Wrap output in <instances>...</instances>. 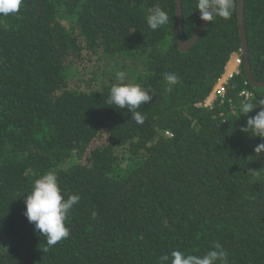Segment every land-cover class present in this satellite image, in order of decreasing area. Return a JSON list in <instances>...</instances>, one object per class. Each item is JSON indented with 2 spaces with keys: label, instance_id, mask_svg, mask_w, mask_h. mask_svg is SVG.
<instances>
[{
  "label": "trees",
  "instance_id": "1",
  "mask_svg": "<svg viewBox=\"0 0 264 264\" xmlns=\"http://www.w3.org/2000/svg\"><path fill=\"white\" fill-rule=\"evenodd\" d=\"M157 4L169 23L153 31ZM182 6L187 41L202 20L196 0ZM244 25L252 75L264 81V0H244ZM235 55L242 64L220 98L213 89ZM121 70L154 92L138 109L143 125L107 103ZM166 72L180 77L170 93ZM261 98L245 73L237 4L182 52L175 0H23L0 16V264H160L215 243L229 264H264V139L240 130L260 109L239 116ZM49 170L80 196L69 237L50 248L23 214Z\"/></svg>",
  "mask_w": 264,
  "mask_h": 264
},
{
  "label": "clouds",
  "instance_id": "2",
  "mask_svg": "<svg viewBox=\"0 0 264 264\" xmlns=\"http://www.w3.org/2000/svg\"><path fill=\"white\" fill-rule=\"evenodd\" d=\"M23 0H0V16H9L20 11ZM237 0H196V10L202 21L214 22L217 17L227 21L236 9ZM169 23L168 13L159 5H155L147 16L148 27L155 31ZM183 41V43L188 44ZM127 81V82H126ZM166 91L172 92L173 87L180 83V77L173 72L164 73ZM154 92L134 80H127L125 71H116L115 83L110 88L107 99L109 105L115 108L127 109L131 119L138 125H143L146 114L138 111L142 104L152 100ZM260 110L255 116L247 119L246 125L240 130L264 139V98L259 103L243 102L239 108V116L254 109ZM255 152H264V143L257 145ZM80 196L62 191L58 174L49 170L35 179L31 191L26 195L24 216L34 228L45 238L47 246H55L70 235L67 220L71 210L78 205ZM48 249L45 248L44 251ZM160 264H229L228 253L219 243L206 251L202 256L186 254L181 250H172L170 254L159 257Z\"/></svg>",
  "mask_w": 264,
  "mask_h": 264
},
{
  "label": "water",
  "instance_id": "3",
  "mask_svg": "<svg viewBox=\"0 0 264 264\" xmlns=\"http://www.w3.org/2000/svg\"><path fill=\"white\" fill-rule=\"evenodd\" d=\"M175 1H176V32H177L178 49L182 52H185L197 41V39L200 37V35L205 30L209 21H202L197 31L189 39L190 42L188 44L183 43L184 40L182 38V33H183L182 0H175ZM237 16H238L240 38H241V54L244 57L245 73L247 74V78L250 84L254 88H264V81H258L254 79L252 75V69L250 66V62H249V52H248L245 25H244V0H237Z\"/></svg>",
  "mask_w": 264,
  "mask_h": 264
},
{
  "label": "built area",
  "instance_id": "4",
  "mask_svg": "<svg viewBox=\"0 0 264 264\" xmlns=\"http://www.w3.org/2000/svg\"><path fill=\"white\" fill-rule=\"evenodd\" d=\"M233 65H234V69H231V70H228L227 69V72H226V76L224 77L223 80H219L218 83H216V89L214 90L216 96H219L220 98H223V88H224V81H227L228 79L232 78L233 77V74L234 73H238V67L242 64V60L240 57L238 56H234L233 57ZM243 97L244 99H247L251 96V93L248 91V92H242ZM166 135L168 136H172V133L170 131H166L165 132Z\"/></svg>",
  "mask_w": 264,
  "mask_h": 264
},
{
  "label": "rangeland",
  "instance_id": "5",
  "mask_svg": "<svg viewBox=\"0 0 264 264\" xmlns=\"http://www.w3.org/2000/svg\"><path fill=\"white\" fill-rule=\"evenodd\" d=\"M216 89V85H215V87H214V89L213 90H215ZM168 136V135H167ZM171 137V136H170ZM93 143H101V145L102 144H104V142H103V140L102 139H99V140H96V142L94 141Z\"/></svg>",
  "mask_w": 264,
  "mask_h": 264
}]
</instances>
